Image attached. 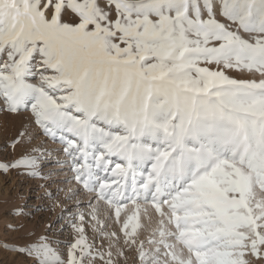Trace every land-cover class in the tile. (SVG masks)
I'll return each mask as SVG.
<instances>
[{
    "label": "snow or ice",
    "instance_id": "1",
    "mask_svg": "<svg viewBox=\"0 0 264 264\" xmlns=\"http://www.w3.org/2000/svg\"><path fill=\"white\" fill-rule=\"evenodd\" d=\"M0 115V264H264V0H0Z\"/></svg>",
    "mask_w": 264,
    "mask_h": 264
},
{
    "label": "rangeland",
    "instance_id": "2",
    "mask_svg": "<svg viewBox=\"0 0 264 264\" xmlns=\"http://www.w3.org/2000/svg\"><path fill=\"white\" fill-rule=\"evenodd\" d=\"M10 118H6L3 115H0V143L3 142L4 139V126L5 120ZM19 121V118H16ZM5 177L0 176V213H3L5 209H10L16 205H20L24 203V197H28L29 205H36L41 203H47L46 201L42 202L39 199H34L33 197H38L42 192V189H35V191H30L31 187H34L38 182L33 180H28L23 177L11 176L7 179L9 183L5 185ZM22 181V182H20ZM43 214L47 218L48 213L44 209H41ZM39 214V213H38ZM53 216L55 213L52 214ZM0 223H2V219H0ZM6 234L0 231V238H3ZM8 239H12L9 235Z\"/></svg>",
    "mask_w": 264,
    "mask_h": 264
}]
</instances>
